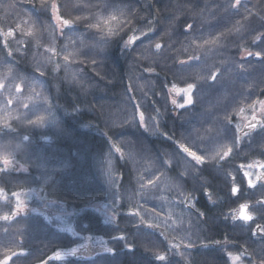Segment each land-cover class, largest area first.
I'll use <instances>...</instances> for the list:
<instances>
[{
    "label": "trees",
    "instance_id": "obj_1",
    "mask_svg": "<svg viewBox=\"0 0 264 264\" xmlns=\"http://www.w3.org/2000/svg\"><path fill=\"white\" fill-rule=\"evenodd\" d=\"M52 2L71 21L63 34L52 20ZM235 4L236 0H47L46 19L40 0H0V29L29 22L8 38L11 60L0 43V82L7 85L0 91V122L13 126L12 132L0 131V144L11 140L15 148L16 142H23L14 157H8L15 170L0 164L8 169L0 172V259L25 250L24 255L13 257L14 264H39L50 253L73 249L88 238L107 251L50 264H162L148 256L162 242L145 225L147 210L155 202L147 195H158L157 183L166 172V192L174 198L167 204L172 209L176 202L181 205L174 226L182 236H191L186 242L191 247L179 249V261L168 258L163 264H229L217 254L216 246H202L223 239L217 230L222 223L221 207L214 212L208 207L193 212L186 205L203 198L207 187L202 184L207 180L223 178L213 167L221 161L213 156L231 143L225 139V135L232 136L225 132V115L231 117L234 132L239 109L243 107L246 113L254 101L264 100V58H238L242 51H264V21L260 20H264V0ZM109 14L131 23L105 44L102 33L88 25ZM34 22L39 48L33 38L22 34ZM188 24L194 27L185 31ZM114 26L119 28V22ZM132 28L137 35L147 32V36L141 35L136 45L124 49L120 36L126 40ZM216 37V43H205ZM157 42L162 45L159 52ZM48 45L58 54L45 52ZM68 53L75 54L65 61ZM191 56L200 60L180 63ZM37 66L46 73L44 77L39 76ZM216 69L220 72L213 83L207 78ZM16 83L21 84L22 95L15 92ZM186 83L197 85L194 104L173 112L168 89ZM9 97L13 100L10 107ZM137 104L145 114V127H140ZM37 116H44V122L29 125L28 119ZM25 136L28 139L23 141ZM180 144L204 155L205 163L195 165L179 151ZM4 156L7 153L0 148V157ZM263 157L264 129L258 126L241 138L229 161L235 164ZM165 165H171V170ZM216 184L218 190L223 187ZM13 192L33 193L27 202L30 206L63 212L57 219L68 223L70 232L59 231L57 227L64 225L56 218L45 223L29 213L20 212L4 221L2 217L11 215L15 206ZM99 204L110 210L111 217L97 212L94 206ZM253 208L264 226V206ZM241 244L259 264L264 262L263 239L253 240L246 234Z\"/></svg>",
    "mask_w": 264,
    "mask_h": 264
},
{
    "label": "snow or ice",
    "instance_id": "obj_2",
    "mask_svg": "<svg viewBox=\"0 0 264 264\" xmlns=\"http://www.w3.org/2000/svg\"><path fill=\"white\" fill-rule=\"evenodd\" d=\"M240 3V0H236V4L233 5V7H235L236 5H238ZM40 4H41V9L45 12V17L47 19V0H40ZM13 7H15V5H13ZM51 12H52V20H54L56 22V26L57 29L60 31L61 34H63V30L64 28L70 27L71 26V21L69 19H65L60 15V8L57 5V3L52 2L51 3ZM105 9H107L109 7V5H105L104 6ZM131 10L129 9V12ZM123 14V13H122ZM77 19H80V17H77ZM114 22H119V28L114 26ZM28 21L24 20L22 22H19L16 24L15 28L9 27V29L7 31H4L2 29H0V43H2L3 48L5 50H7V57L9 58V60H11L10 58L13 56V53L11 52V50L9 49V45H8V38L14 37L15 32L16 31H20L22 29V24L23 25H28ZM131 21L130 20H124V21H118V17L115 14H109L106 18H101V17H97L96 18V22L95 23H89L88 27L95 29L97 32L102 33L101 39L104 41V43L106 44L108 42V38H111L115 35H117L120 31L123 30L124 26L127 24H130ZM153 23V21H149V24L151 25ZM48 27H51V24L48 25ZM194 26L192 24H188L186 26L185 31L192 29ZM152 29H149V31H151ZM37 32H38V27H37V23L34 22L31 26L25 28L22 32V34L24 36L27 37H31L35 40V46L37 48L41 47V41L39 39V37L37 36ZM137 29L132 28L131 29V33L130 35H127V39H124V36H120V40L123 41L122 44V48L127 49L130 48L134 45L137 44V41L141 40V35L143 36H147V32H142L141 35H137L136 34ZM257 39H260V37L258 36ZM219 40V37H216L215 39H213L212 41H205V43H216ZM20 43L25 44L26 42L24 41H20ZM81 43L83 44V40L81 41ZM155 49L157 52H159L162 49V45L161 43L157 42L155 43ZM44 51L45 52H51L53 55H57V50L55 47H52L51 45L45 46L44 47ZM75 53H68L67 55H64L63 59L65 61H67L69 59L70 55H74ZM21 55H25V53H21ZM253 53L252 51H248V56H252ZM255 56L257 59H262L264 58V51H257L255 53ZM50 59V57L48 58ZM200 57L199 56H191L189 57L188 61H184L181 60L180 63L182 65L188 64L189 61H199ZM93 63H95V60H93ZM11 65V63H6ZM241 67H243L241 65ZM56 68L58 70L59 65H56ZM36 71L39 73L40 77H44L45 76V72L39 67L37 66ZM148 71H152V69H148ZM220 70L216 69L214 71L211 72L210 76L207 78L208 80H210L211 82H215L218 79V75H219ZM7 87V85L3 82H0V91L4 90ZM197 85L194 83H186V85L182 88L177 87L176 84H173L172 87L169 89V93H175L176 96H183V103L178 102L175 98L171 99V104L174 106L175 109H187L190 106H193L194 104V94H195V89H196ZM15 92L17 94H23L24 90L21 87L20 83H16L15 84ZM45 102H47V99L45 98ZM13 103V100L11 97H9L7 99V105L10 107ZM257 104H259V110L261 112H264V100H258V101H254L251 105H249V107L253 110V115H252V119L251 121H249L247 124H245V128L250 130V131H255L257 129V126L259 125L260 129H264V121H257V117L255 115V111H256V106ZM24 108H28L29 105L24 104L23 105ZM158 111V110H157ZM136 112L139 115V121H140V127H145L146 126V121H145V114L143 111H141L140 109V105L137 104L136 106ZM245 112V109L243 107H241L239 109V112L237 113V115H242ZM153 119H155V117H153ZM225 119L227 121V125L225 126V132L226 133H232V136L229 137L228 135H225V139L231 141L230 146L227 147L226 150L223 151H216L213 158H217L219 159V161L227 163L230 160L231 155L233 154V151L235 148H239L240 144H241V136L240 133L241 131H243V129H241L240 125L237 124L235 126V131L232 132V119L230 116L225 115ZM246 119V117H245ZM45 120L44 116H37L35 120L32 119H28V124L29 125H37V124H42ZM2 130H7L8 132H12L13 131V126L11 123H2L0 122V131ZM245 134H249V133H245ZM28 139L27 136L23 137V141H26ZM23 146V142H16L15 143V148H13V141L9 140L6 143L0 144V148H2L4 150V152L7 153V156L4 157H0V164L8 166L11 165L14 161L13 159H10L8 157H14L15 155V151L17 149H21ZM179 147V151L181 153H184L185 156L190 159L191 161H195L196 165H203L205 163V156L201 155V154H197L196 151H194L191 147H188L186 145L180 144L178 145ZM117 152L120 151L119 148L116 149ZM183 159V157H181ZM164 163H168L167 161H165ZM109 164H111V161H109ZM171 166V165H169ZM223 166V164H218L217 165V170H219L221 167ZM256 165L253 164H248V165H240V171L243 173V177L244 179L247 181V186L248 188H254L256 185L253 183L252 179H251V174L249 171L246 170L247 169H251ZM258 167L261 169H264V163H260L258 164ZM8 171L7 168H0V172H5ZM229 175H231V173H229ZM157 179H159V177H157ZM260 179H264V172H262L260 174V176L257 177V180ZM149 184H152L153 186H155V181L153 180H149ZM240 188L238 186H236L235 184V178L233 177V186L231 187V196L232 197H238L240 194ZM3 194V190L0 189V195ZM207 194V193H206ZM12 197L15 199V206L13 208V211L11 212V215H4L2 217V219L4 221H10L12 220L14 217H16L21 211H23V206H24V202L20 199V194L17 192H13L12 193ZM187 199V198H186ZM257 205L259 206H264V199H261L259 201H257ZM251 207L248 203H241L238 206V209H234L231 211L230 215L232 217L233 221H236L237 219L242 221L245 225H248L250 222L254 221L257 217L253 215V212L251 211ZM131 215H139V213H130ZM203 213H200V216L203 217ZM225 219H227V216L225 217ZM149 227H151V225H149ZM258 233L260 234H264V226H262L261 224H257L255 229H252V235L255 236ZM172 247H177L176 245H172ZM185 247H191V245H185ZM10 251V250H9ZM76 252V249L72 250V253L74 254ZM24 255L23 252L20 253H16V252H11L10 255L6 254L3 256L2 259H0V264H10V262H12V264H14L13 262V257L16 256H21ZM55 259L58 260L60 259V253L56 252L55 255L53 257L49 258L48 262H42V264H50V260ZM156 259L160 262H165L167 257L164 255H157ZM229 259L233 261V264H235L236 261L240 260V256H232L229 253ZM262 264H264V262H262Z\"/></svg>",
    "mask_w": 264,
    "mask_h": 264
},
{
    "label": "flooded vegetation",
    "instance_id": "obj_3",
    "mask_svg": "<svg viewBox=\"0 0 264 264\" xmlns=\"http://www.w3.org/2000/svg\"><path fill=\"white\" fill-rule=\"evenodd\" d=\"M261 21H264L263 19H260ZM175 93H171V95L174 97ZM179 97V96H178ZM177 97V98H178ZM171 107V104L169 105ZM175 109L174 111H176ZM173 111V112H174ZM264 115V112H261V114L257 115V121H262V116ZM252 115L249 116L247 121L243 123L240 127L242 128L246 123L251 121ZM259 126V125H258ZM257 126V127H258ZM264 163V157L263 159H254V160H249L248 162L242 161V163H232V162H227V163H222L218 162L213 165V167H217L218 164H223V166L219 169V172L223 175V178H210L211 180H207L206 182L208 183H203L202 185L206 186L207 188L203 189V198L197 199L195 198L194 201L191 200L190 204H187L186 207L189 209V211L196 212L197 208H204L208 207L210 209L217 208L218 206L221 207L222 212L220 214V219L222 223H219L220 226H218L217 230L222 231V240H218L217 242H207L203 244L202 246H216V252L217 254H220L223 258H225L229 264H233V261L229 259V253L232 256H240V260L236 261L235 264H259L257 260H255L245 249L243 243L246 238V234L249 238L256 240V238H259L260 240H264V234L258 233L257 235L253 236L252 235V229L256 228L257 224H261L260 218L254 213V206L257 205V201L264 199V179L257 180V177L260 176L262 172H264V169H261L258 167V164ZM248 164H253L256 165L251 169H247V171L250 172L251 174V179L255 183L254 188H246V183L243 177V173L240 171V165H248ZM179 168H181L177 164ZM196 165V164H195ZM167 169L171 170V167L168 165H165ZM200 166V165H197ZM9 170H15L17 168L16 165H8L7 166ZM11 167H14L10 169ZM182 169V168H181ZM235 171L238 172V176L236 175ZM231 173V175H229ZM179 176L180 174L177 173ZM181 177V176H180ZM233 177L235 178V184L240 188V194L238 197H232L231 196V187L233 186ZM167 175L166 172L164 173V177H160V184L161 188L159 190V193L157 195V200H160L161 202V207L159 213L160 216L158 218V221L155 222L154 219L152 218V212L156 210H152L149 208L147 212V223L145 225V229L148 230L149 232H152L155 236L157 235L162 242V246L160 247L159 250L155 251H150L148 256L150 258L156 259L157 255H164L167 257V259H173V260H178L179 255H181V252L179 253V249L184 247L186 245V242H188L189 237H184L182 234L177 233L176 231L178 228L174 226L180 217L181 214V205L176 202L174 204V208L172 209L170 206L167 204V200L171 199L173 200V196L167 195L166 192V187L165 185L167 184ZM182 178V177H181ZM183 179V178H182ZM181 179V180H182ZM184 180V179H183ZM223 185L222 188L218 190L217 184ZM207 192V194H205ZM217 192V194H216ZM223 192V194H222ZM34 195L38 197L39 193L34 192ZM155 195L148 194L147 198L150 201L152 198H154ZM186 202L189 201V196L186 197ZM223 200V201H220ZM166 201V202H165ZM241 203H248L251 207V211L253 212V215L256 216L257 218L250 222L248 225H245L242 221L236 220L233 221L232 217L230 215L231 211L234 209H238L239 204ZM252 203V204H251ZM150 205V204H149ZM215 206V207H214ZM30 209L26 210L23 209L21 211V215H26V214H32L34 218L40 217L45 223H50L52 222L53 218H59L61 215H63V212L60 211H49L47 209H43L42 207H37L34 205L30 206ZM171 208V211H170ZM18 214L17 216H19ZM227 216V219L225 217ZM58 222L63 224L64 226H59L57 227L59 231H63L65 233H69L64 231L65 228L69 229V224L65 223L63 221H60L57 219ZM157 224V225H156ZM218 224V225H219ZM151 225V227H149ZM263 226V225H262ZM70 230V229H69ZM192 230V229H191ZM80 248H84V252L88 255L83 256L82 258H89L94 256L97 253L101 252H106L107 249L103 245H98V244H92V242L86 238L83 243L80 244ZM172 245H176L177 247H172ZM94 250H99V252H95ZM173 250L177 253V256L173 253ZM56 252H61V251H56ZM55 252V253H56ZM157 260V259H156ZM43 262V261H42ZM39 263V264H42Z\"/></svg>",
    "mask_w": 264,
    "mask_h": 264
},
{
    "label": "rangeland",
    "instance_id": "obj_4",
    "mask_svg": "<svg viewBox=\"0 0 264 264\" xmlns=\"http://www.w3.org/2000/svg\"><path fill=\"white\" fill-rule=\"evenodd\" d=\"M170 89V88H169ZM169 89H168V94H169V105L171 104V99L172 98H175L178 102H180V103H183V96L182 95H180L179 97L178 96H176L175 94V96L173 97L170 93H169ZM178 97V98H177ZM172 105V104H171ZM173 106V105H172ZM259 115V114H261V111L259 110V104H257V106H256V111H255V115ZM250 115H253V110L250 108V110H248L246 113H244V114H242V115H240L239 116V119H238V124L241 126V125H243V123H245V121H247V119L249 118V116ZM245 117H246V119H245ZM11 165H14L13 163L11 164ZM157 184H159V188H157V190L159 191L160 190V188H161V184L160 183H157ZM33 195V193H23L20 197H21V200L24 202V206H23V209H26V210H28V209H30V207H29V205L27 204V202L28 201H30V198H31V196ZM36 197V196H35ZM152 199H154L153 201H155L154 202V204H153V209H154V206H158V205H160L161 204V202H160V200H157V195L154 197V198H152ZM166 202V201H165ZM95 207V209H97V212L99 213V214H101L102 216H104V217H111V212H110V210L105 206V205H102V204H99V205H95L94 206ZM43 209H47L48 210V208L47 207H45V206H43L42 207ZM152 209V210H153ZM160 209V208H159ZM158 209V210H159ZM153 211L152 212V218L154 219V221L155 222H157L158 221V218H159V216H160V213H159V211ZM170 211H171V208H170ZM147 212H148V210H147ZM146 224H148L147 222H146ZM64 231H66V232H70V230L68 229V228H65L64 229ZM81 247V245H79V246H76V247H74L73 249H76V250H78V248H80ZM73 249H69V250H60V251H72ZM20 252H23V253H25V250H22V251H20ZM50 254H52V253H50ZM37 262V261H36ZM41 263V262H40Z\"/></svg>",
    "mask_w": 264,
    "mask_h": 264
},
{
    "label": "water",
    "instance_id": "obj_5",
    "mask_svg": "<svg viewBox=\"0 0 264 264\" xmlns=\"http://www.w3.org/2000/svg\"><path fill=\"white\" fill-rule=\"evenodd\" d=\"M251 57H253L255 60H260V59H257L256 58V56H255V53H253V55L252 56H248V51H242L240 54H239V56H238V58L240 59V60H245V59H249V58H251ZM175 108L174 107H171V110H174ZM247 124V123H246ZM245 126V125H244ZM242 127L241 129H243V131H241V133H240V136H241V138L242 137H244L245 135H247V134H245V133H251V132H253V131H250V130H248V129H246L245 127ZM12 168H14V167H11L10 169H12ZM245 180V179H244ZM245 183H246V188H248V186H247V181L245 180ZM254 183V182H253ZM255 184V183H254ZM207 192H205V194H206ZM238 220V219H237ZM95 252H97L98 250H94ZM60 253V259H58V260H55V259H52V260H50V262H63V261H68V260H70V259H72V258H76V257H80V256H84V255H88V254H86L85 252H84V250L83 249H79V250H77L74 254L72 253V251L71 252H59ZM55 254H52V255H50L44 262H48L49 261V258L50 257H53Z\"/></svg>",
    "mask_w": 264,
    "mask_h": 264
}]
</instances>
